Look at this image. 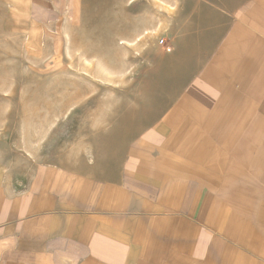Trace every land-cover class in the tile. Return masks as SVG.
<instances>
[{
    "label": "crops",
    "instance_id": "crops-1",
    "mask_svg": "<svg viewBox=\"0 0 264 264\" xmlns=\"http://www.w3.org/2000/svg\"><path fill=\"white\" fill-rule=\"evenodd\" d=\"M204 1L191 55L186 36L169 55L182 68L165 70L174 105L142 163L105 175L43 164L16 181L0 166V264H264V0ZM59 4L0 0L11 26Z\"/></svg>",
    "mask_w": 264,
    "mask_h": 264
},
{
    "label": "rangeland",
    "instance_id": "rangeland-1",
    "mask_svg": "<svg viewBox=\"0 0 264 264\" xmlns=\"http://www.w3.org/2000/svg\"><path fill=\"white\" fill-rule=\"evenodd\" d=\"M59 7L48 21L16 16L11 26L0 6V166L15 181L43 164L105 175L142 163L147 132L174 105L165 70L182 71L171 57L185 36L191 55L192 20H206L208 4L60 0ZM209 19L221 22L209 30L219 37L227 20Z\"/></svg>",
    "mask_w": 264,
    "mask_h": 264
},
{
    "label": "built area",
    "instance_id": "built-area-1",
    "mask_svg": "<svg viewBox=\"0 0 264 264\" xmlns=\"http://www.w3.org/2000/svg\"><path fill=\"white\" fill-rule=\"evenodd\" d=\"M163 42H164V40H163Z\"/></svg>",
    "mask_w": 264,
    "mask_h": 264
}]
</instances>
